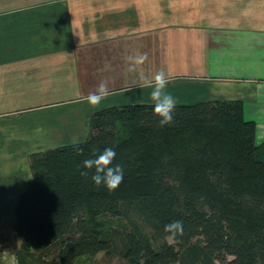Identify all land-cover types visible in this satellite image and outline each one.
Listing matches in <instances>:
<instances>
[{"label":"trees","instance_id":"1","mask_svg":"<svg viewBox=\"0 0 264 264\" xmlns=\"http://www.w3.org/2000/svg\"><path fill=\"white\" fill-rule=\"evenodd\" d=\"M106 147L125 169L114 191L82 175ZM29 165L16 264H76L100 251L128 264H264V142L241 101L177 105L165 126L152 104L105 108L85 141L33 153ZM176 219L184 232L170 243L164 225Z\"/></svg>","mask_w":264,"mask_h":264},{"label":"crops","instance_id":"2","mask_svg":"<svg viewBox=\"0 0 264 264\" xmlns=\"http://www.w3.org/2000/svg\"><path fill=\"white\" fill-rule=\"evenodd\" d=\"M160 70L177 105L243 102L264 142V0H0V221L31 154L85 141L94 112L152 104ZM102 80L107 101L83 106Z\"/></svg>","mask_w":264,"mask_h":264},{"label":"clouds","instance_id":"3","mask_svg":"<svg viewBox=\"0 0 264 264\" xmlns=\"http://www.w3.org/2000/svg\"><path fill=\"white\" fill-rule=\"evenodd\" d=\"M128 68L134 71L138 66L148 61L147 52H137L135 55L127 56ZM151 84L150 100L152 111L158 117L159 124L165 126L170 124L174 118V111L177 107V100L173 94L167 91L168 78L163 70L154 74ZM111 95L108 83L102 80L95 91L90 92L86 100L89 105L97 106ZM116 150L113 147H106L102 151L97 150L92 156L82 161V175L91 177L95 185H103L108 191L116 190L122 183L125 176V169L121 163H115ZM164 232L169 239L175 238L184 232L182 220H172L164 225Z\"/></svg>","mask_w":264,"mask_h":264},{"label":"rangeland","instance_id":"4","mask_svg":"<svg viewBox=\"0 0 264 264\" xmlns=\"http://www.w3.org/2000/svg\"><path fill=\"white\" fill-rule=\"evenodd\" d=\"M107 99L104 101H107ZM113 100L115 99H112V101ZM104 101L102 103H104ZM87 105L89 104L86 101L83 104V106H87ZM8 220L9 221L6 222L0 221V264H16L15 253L20 249L23 242L22 237L17 234L15 229V216ZM111 226H114V223L111 224ZM167 240L170 243H173L172 239L167 238ZM76 264H128V263H126L117 255H109L105 252L100 251L93 255L84 256L78 259Z\"/></svg>","mask_w":264,"mask_h":264}]
</instances>
